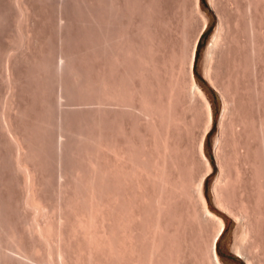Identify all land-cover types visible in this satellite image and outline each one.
I'll return each mask as SVG.
<instances>
[{
	"label": "rangeland",
	"instance_id": "374dc122",
	"mask_svg": "<svg viewBox=\"0 0 264 264\" xmlns=\"http://www.w3.org/2000/svg\"><path fill=\"white\" fill-rule=\"evenodd\" d=\"M102 1L103 0H0V264H149L150 252L153 249H156V254L158 252V258L154 253V255L150 257V259H152L153 256H155L153 261H150V264L151 262L157 264V262L161 260L160 257L166 254L168 256L165 258L167 259V257L170 256L167 260H172L169 261L171 262L170 264H172V262L174 264L213 263L210 259V261H208V255H206L205 252V240H210V237L214 235V231H216L218 225L215 223L214 219V221H211V218L209 219L204 213L203 204L196 190L198 188L199 179L191 178L192 175V177H194V175L197 177L201 174L203 169L202 162L198 164L197 162H200V160L198 158L196 160L197 156H191V150L189 151L190 154L186 153L187 151L185 150L186 144L188 147V143L191 142L192 144V141L194 143V140H197L199 137L196 135H199L197 134L198 132L200 133V123L195 127L196 132L192 131L194 134L193 136L197 138H193L191 136L192 132H189V135L191 134L190 137H192L190 138L187 134L188 131H185L186 129L184 128L182 129L183 132H186L184 133L185 136L184 134L181 135L182 133L177 136V131H182L181 128V130H177L176 133H174V130L172 131L174 133L173 139L175 138L176 140H172L170 134V139L175 141V144L178 139L181 142L184 140L180 145L179 142H177L178 145H176V147H178L179 153L181 154L182 152L183 157H185L183 161L186 160L187 162H183L181 158H179V156L181 157L182 155H179L178 152H176V155H179L178 158L180 160L177 158L175 159L178 160L177 162L180 163L181 166H184V164H187L185 165L187 167L192 166L189 170L185 167L186 170L182 169L183 167L179 168L184 172L183 175L187 170V172H189L188 174L191 172V176L188 175L190 179L189 177L188 179L185 177L187 174L183 176L184 179H187L189 185L192 184L194 179L193 185H191L193 188L189 186V192H192L191 196L190 193H188L189 195L187 194V197L184 196L185 198H183L182 202V196H177V198L174 196V199L171 197V193L168 196H170V199H174V202L173 200L166 199V203L163 204L165 207L168 201H172L175 205L178 204V206H174L172 202H169L170 205H167L165 210L162 208L163 206L161 204V213L164 211L168 212L167 215L164 212V215L167 216H164V219L167 220L165 223L167 227L162 226L165 227V231L171 230V233L166 231V233L169 232L168 235H170V237L167 234L165 235L164 228L162 229V226H160L165 220L161 219L163 214L158 212V208L155 206L156 202H153L155 199L153 197H156L154 194H156L158 190L155 189L157 186L153 188L154 186L152 184L154 183L149 181V184L147 182L148 179L144 178V176L143 178L145 180L142 179V176H138L143 180L140 183H147H144L145 185L143 184L144 186L142 189L138 187V184L136 186V181H139V179L135 177L138 179L135 180L134 175L132 176L133 178L131 177L132 180L129 179L131 184H126L124 188L121 186L126 182L124 184L122 183L123 185L118 184V186V181H115L120 177V175L116 177L114 172L116 167H118L117 165L121 162L119 161L118 163V159L116 158V150H119L120 148L118 147L122 146L118 141L120 140V142L126 143L127 140L130 139L133 141H130L132 142L131 145H139V141H146L147 143L150 141L148 138V136L150 137V129L147 128L148 125H146L147 123H145L144 120L134 115L135 113L131 115V112L129 113L120 108V106H118L119 104L116 105L113 103L115 101L109 99L111 95L108 94L107 96V93L105 94L106 91H103L104 87L100 85L107 79L104 77L102 81L103 76L101 77V75L104 74H106L104 76H107L109 81L111 80V83L113 82V86L119 84V80L122 79L123 81V75H125L123 72V65H128V63H125L128 62L126 57H121L122 51L118 52L117 50L116 52V48H114V50L112 48V51H114V53H121V58L119 56L118 58H123L122 60L126 59V61L123 62L125 64L122 63L123 65H120L119 63L122 62V60L117 59L115 56L118 54L115 55L113 52L110 53L115 56L109 55L105 57L106 61L108 59L107 65L105 64L106 61L103 63L105 58L100 56L101 52L98 43H100V38L102 39V34H100L102 33L101 25L104 23L102 21L106 20V18L109 21L112 19L110 21V24L113 25L110 26L112 33L115 34L118 32V34H121V32L124 31L123 33L125 34L126 32V36L128 35L127 33H129L131 36L130 39L135 41V46L138 45L136 46L138 49L140 46L144 51H147V53L151 51L149 53L153 57L151 61L155 60L154 62L157 64L159 63L161 67L158 66V68L162 69L164 75L165 71L167 74L170 72V70H168V66L170 65L168 62L171 60L170 56L173 54V49L177 53L174 52L176 58H172L175 62L178 60L177 55L180 53H178L181 49L180 46H185L190 51L193 49V44H195L194 42L196 41L197 45L193 72L196 81L202 88L205 96L211 102L214 113V123L205 139V151L211 161L212 171L204 180L203 193L206 197L208 208L225 220L224 229L217 239L216 250L224 264H264V156L259 139L261 134H258L260 132V124H264V0H153V2L152 0H115L114 3H116V1L119 3V8L117 6L119 14L116 16L113 15L114 17L110 15L111 13H116L114 9H110L114 12L110 13V11H108V9L111 8L109 7V2L112 0H107L106 3ZM117 3L116 5H118ZM106 5L108 7H106ZM117 17H119V19ZM220 23L223 28L221 30ZM205 24L206 26H204ZM145 27L147 28L145 29ZM219 30L221 31V37L219 38L218 45L214 48L212 44L213 41H215V34H217ZM197 36L198 39L196 40ZM114 38L117 40L116 36ZM115 39L112 41L116 44L118 40L115 42ZM187 39L191 43L187 41ZM113 42L111 44H113ZM119 42L118 44L122 43V41ZM178 47L180 48L179 50ZM142 48L140 49L142 50ZM117 49H120V47ZM139 51L135 52L140 54ZM189 51L186 50V53H188L187 56L189 55ZM145 55L146 54L143 55V58ZM112 56L117 59L114 58L116 62L120 61L118 64L121 67L116 65L117 63H114L115 60H113ZM138 56L142 57L140 55ZM165 58L167 65L169 64L168 66L165 65ZM137 59L135 60L134 58L133 60V63L136 65L141 62ZM145 59L149 61L150 56L146 55ZM172 60L171 62H173ZM151 61L148 63L154 65V62ZM162 62L165 64L161 65ZM102 64H105L104 69H102ZM173 64L175 65V63ZM186 64L187 60L185 61V68L187 67ZM115 65L119 68L116 69L117 67ZM139 65L140 67H144L143 64ZM150 66H146L145 70L140 68L141 74L145 71L142 75L139 72L137 73L139 68L136 69V74H140L141 77L140 75L139 77L141 79L142 76H144V79H142L143 81L146 79V70ZM163 66L167 68L165 69ZM127 67L125 71H127ZM158 68L155 67L156 71H158ZM152 69L149 68L148 73H154L155 70L153 71ZM163 69L165 71H163ZM104 70L105 73L102 74ZM122 72L124 73L123 75L121 74ZM162 72L158 71L159 74ZM184 72H182L183 79L180 77L181 81H189L187 80L189 79L187 71L185 70ZM151 73L147 75L150 77L146 80H150L149 82L152 83L155 82L156 86L148 81H144L146 87L142 92L145 93L146 91L145 94L153 96L155 93L157 94L158 91L160 93L161 90L164 89H166L164 92L167 91V83L164 81L165 84L162 80L161 82L163 83H161V86H158V83H156L157 79L152 77ZM72 74L75 75V78ZM136 74L134 72L135 78L137 77ZM161 77L163 78V75ZM166 77H168V75L163 79H167L166 81H168ZM98 78H101V80ZM132 78L133 77H131V79ZM135 78L134 81L137 82L138 79ZM125 80L129 82L130 78L128 80L125 77L124 82ZM160 80H158V82ZM77 81L79 82L78 84ZM99 81H101L100 84ZM138 81H140V79ZM105 82L110 85L106 80ZM130 82L132 83L133 81L130 80ZM146 82L152 86H149ZM140 83L143 82L140 81ZM140 83L139 88H141ZM108 84L107 88L110 86L112 87V85L108 86ZM137 84L138 82L134 85L136 86ZM162 84H165L166 88ZM82 85L84 87H82ZM126 85H124V87L120 86V88L124 89ZM151 87L154 89L152 88L153 90H151ZM107 88L104 89L110 93L108 90L111 88ZM129 88H131L129 85L126 86L127 90ZM136 88H138V85ZM113 89L117 90L119 88ZM113 89L111 90L113 91ZM95 91L96 93H94ZM102 92L108 97V101L107 97L104 96L106 99L103 97ZM164 92L162 94H165ZM147 95H145L146 98ZM100 96L103 100H106L103 101V105L98 104L96 101V98ZM157 96L162 97V95L158 94ZM155 98L156 96H154V100ZM111 100H113V102ZM179 100L181 101L183 99ZM152 101L153 99L151 102ZM183 104L180 102V104L178 103V105H176L183 107ZM108 108L111 110H108ZM174 109H177V107ZM180 109L182 108L179 107V110L177 109L175 111H179L180 114L181 111L183 112V110ZM183 109L185 110V107H183ZM224 110H226V112L223 126L227 129L224 131V133L226 132L223 138L225 140L224 142L222 141L224 149L222 147L223 150L221 152L223 153L221 154V152H219L218 154L215 151V143L221 130V116ZM187 112L189 114H187ZM184 113L186 115L185 117L190 119L191 111L186 110L183 114ZM231 120L234 121L233 124L236 121H240V124L242 123L241 126L239 123H235L239 125V128L243 126L242 129L244 130L242 131L240 128L241 132L240 130L238 131L239 135H235L238 134L236 132L237 130L235 131L234 129L235 126H232L234 127V133L230 132V128L232 129ZM228 124H230V126ZM119 127H122L123 130ZM65 131H68V133ZM81 131L82 133L85 131L83 134L87 136H93V138L88 137V139L96 140V138H99L101 141L97 140L96 143L98 144V141H100L99 145H103L101 149H99V145H97L98 147L96 146L94 141L92 142L90 140V143L85 141L87 137L83 140L85 142L79 141L76 137H78L77 135ZM75 133H77V135ZM117 136L120 137L118 138ZM175 136H177V138ZM63 142H65V144ZM196 142L197 141H195V143ZM85 143H87V145H85ZM146 143L144 142V144ZM114 144L116 145V150L113 147ZM126 145H128V142L125 146ZM131 145L130 148L132 147ZM240 146L243 148L241 149ZM123 148L126 149V147ZM128 148L129 147H127V149ZM237 149L238 151L240 150L238 154L235 152ZM112 150L115 151L116 157ZM60 153L62 155H60ZM220 156L221 158L219 159ZM191 161H193V165L195 164L194 166L190 164ZM121 163L119 167H122L124 164ZM121 167L119 168L120 170L123 168ZM221 168H224L223 172L224 174L226 172L225 176H228L227 180L230 182L226 181V184L224 181L221 182L224 184V186L221 185V194L224 195H218L220 196L218 199L214 191V183L220 175ZM169 169L171 168L169 167ZM121 171H123V169ZM169 172L174 173L175 170L172 168ZM127 177L128 176H126L125 179L126 181H128ZM133 181H135L134 184L136 187L134 185L132 186ZM116 186L119 188L121 187L120 189H122V192ZM116 189L123 193L120 194V196H123L125 201L127 200L125 203V205L127 204L126 207H128V201L131 200L130 202L132 204H129L131 205L129 207L133 212L131 209L128 210L132 212V215L130 214L131 212H126L124 216L126 215L125 218H128L127 215L133 217L134 213L135 216L131 218L134 222L130 220V217L128 218V221H131L130 223L124 221L127 218L121 221V219L124 218V216L121 217V212L127 210V208L124 207L125 209H123V207H121L122 210H120L121 212L119 211L120 206L118 207L119 204H117L116 199L119 192ZM143 195H145V199ZM164 195L166 196L165 193ZM188 196L194 198L190 199ZM141 197H143V199ZM163 198L164 196L161 199V201L163 200L162 203L165 201ZM166 198L168 197L166 196ZM132 199H134V201ZM146 199L147 202H145ZM124 200L123 203L125 202ZM192 200L194 202H192ZM221 200L224 201L222 202ZM154 201H157V199ZM195 201L199 205L196 204V206H194ZM118 203L120 202L118 201ZM191 204L193 207H196V209H194L198 213L196 214L195 211H192L194 218H190L192 215H190L189 218L186 216V218L185 215L188 214V209H192ZM111 206L113 208H111ZM135 207L138 209L137 211ZM168 207H170L169 211L167 210ZM154 208H157V213ZM242 208L243 210L247 209V214L249 215H245L246 213L241 210ZM182 209L183 214L181 213L180 215L182 218H179L178 214ZM153 210L154 212H152ZM124 211L123 213H125ZM186 211L187 214L184 213ZM242 211L244 213H242ZM117 212L120 216H118ZM145 212L146 215L144 218L147 219H144V222L142 220L139 222V218H135V213L144 216L142 214H145ZM194 212L196 216L198 215L197 217L194 215ZM154 213L157 215L158 213L160 214L157 218H160L159 221H161V223L154 217ZM189 213H191V211H189ZM173 215H176V217ZM184 217L185 221L182 220ZM134 218L138 221H135ZM177 219L179 221H177ZM155 220L158 221V223H156L160 227L159 230L164 234V236L163 234H159L160 236L162 235L161 238L157 234L160 232L158 230L159 227H156V229L154 227ZM141 222L144 225H142ZM176 223H179L177 224L178 226ZM180 224L182 225L180 226ZM244 227L247 228L245 229ZM151 228L159 232L156 231L155 234V231L153 232ZM153 233L155 234V238H153L155 240L154 244L160 241V244L162 243L163 246L160 244L158 246H156L157 244L153 245ZM209 234L212 235L209 236ZM206 236H209V239L206 238ZM190 237L192 238L190 239ZM197 240H199V242ZM167 243H171L170 246ZM174 243L175 245H173ZM207 243L210 242L207 241ZM151 245H153L152 248ZM195 247L197 249H195ZM159 248H165L166 254H162L163 250L159 257ZM116 253L119 254L117 255ZM183 254L185 255L183 256ZM138 256H140V258ZM157 259L159 260L157 261ZM167 260L163 259L160 262L163 264V261L166 262ZM176 260L178 263H176Z\"/></svg>",
	"mask_w": 264,
	"mask_h": 264
},
{
	"label": "bare ground",
	"instance_id": "6f19581e",
	"mask_svg": "<svg viewBox=\"0 0 264 264\" xmlns=\"http://www.w3.org/2000/svg\"><path fill=\"white\" fill-rule=\"evenodd\" d=\"M99 1H101V0H99ZM105 1V3H106V1L107 0H103L102 2H104ZM115 2V0H112V1H110L109 3H110V6L109 7H111V8H109L108 9V11H110V13L111 12H116L115 14H110V15H112V17H114V16H116L117 14H119L118 12V8H119V3H117V1H116V3L118 4V5H116V3H114ZM151 2V1H150ZM152 2H153V0H152ZM104 3V4H105ZM122 3V2H121ZM139 3V2H138ZM141 3V2H140ZM142 4V3H141ZM146 4V3H145ZM148 4H150V3H148ZM154 4V3H153ZM125 5V4H124ZM140 5V4H139ZM117 6H118V8H117ZM126 6V5H125ZM153 6V5H152ZM104 7V6H103ZM106 7H108L107 5H106ZM122 7V6H121ZM139 7H141V6H139ZM154 7V6H153ZM136 8V7H135ZM146 8V7H145ZM110 9H114V11H112V10H110ZM144 9V8H143ZM151 9V8H150ZM124 10V9H123ZM128 11V10H127ZM133 11V10H132ZM154 11V10H153ZM105 12H106V10H105ZM121 12V11H120ZM126 12V11H125ZM139 12V11H138ZM103 13V12H102ZM129 13V12H128ZM133 13V12H132ZM135 14V13H134ZM114 15V16H113ZM126 15V14H125ZM156 15V14H155ZM104 16V15H103ZM146 16H147V14H146ZM105 17V16H104ZM110 17V16H109ZM120 17V16H119ZM119 17H117L118 19H119ZM139 17V16H138ZM122 18V17H121ZM158 18V17H157ZM156 18V19H157ZM109 19V18H108ZM126 19V18H125ZM143 19V18H142ZM101 20V19H100ZM112 20V19H111ZM110 20V21H111ZM114 20H115V18H114ZM124 20V19H123ZM128 20V19H127ZM133 20H134V18H133ZM154 20V19H153ZM160 20H161V18H160ZM221 20H222V18H221ZM110 21L109 20H107V18H106V20H104V21H102V22H104L102 25H101V29H102V33H100V34H102L101 36H102V39L100 38V43H98L99 44V46H100V52H101V55L100 56H102L103 58H105L106 56L108 57L109 55L111 56V55H113V54H111L110 52H113L114 53V51H112V48H113V50H114V48H116V52H117V50H118V52H121L122 53V56L119 54V53H114L115 55L116 54H118L117 56H115V55H113V56H115V57H117V59H120L121 57H126V59H127V61L128 62H125L126 61V59L125 60H122V59H120V60H122V62H120V61H117L116 62V60L113 58V56H112V58H113V60H115L114 61V63H117L116 65H123V64H125V63H128V65L127 64H125V65H123L124 66V73H125V75H123L124 73L122 72L121 74L124 76V78L126 77V79H128L129 80V78H130V80L131 81H133L132 83L130 82V80H129V82L128 81H126L125 80V82H126V84H125V82H124V78H123V76L121 75V77L123 78V81H122V79L121 80H119V84H116L115 82V84H116V86L117 85H119V86H117L119 89H113V88H117L116 86H113L114 84H112L110 81H109V79H108V77L107 76H104V75H106V74H104L105 73V70H104V72L102 73V74H104V75H101V77H102V81L104 80L103 78L105 77V78H107V79H105L107 82H109L110 83V85H112V87L108 84V83H106L105 82V80L102 82V84H100L101 83V81H99V84L100 85H102V87H104L105 89L107 88V84H108V86H110V87H108L107 89H109V88H111V89H113V91L111 90V89H109L108 91H110V93L109 92H107V90H105L104 88H103V91H106L105 92V94L108 96V94L109 95H111L112 96V98H111V96H109V99H113L115 102H113V100H111L113 103H115L116 105H118V106H120V108H122V109H124V110H126V111H128L129 113L131 112V115L132 114H134V115H137V117H140V119H142V120H144V122L145 123H147L146 125H148L147 126V128L148 129H150L149 131H150V137L148 136V138H149V140H147V141H149V142H147V143H149V144H147L146 143V141H144L146 144H144V142H142V141H139L140 143H138L139 145H135V144H133V145H131L132 144V140H127V142H128V145H129V143H130V145L132 146L131 148H130V145L128 146V145H126L125 146V144L127 143H123V142H120V140L118 141L119 142V144H121L123 147H126V149H127V147H129L127 150L125 149V148H123L122 146H120V147H118V148H120L119 150L117 149L116 150V145L114 144V148H115V150L117 151L116 152V154H117V157H116V154H115V151L114 150H112V152H113V154H115V157L118 159L117 161H118V163H119V161H121V162H123V163H121V164H123V171H121L119 168V164L117 165L118 167H116V169H117V171H116V169H115V176L116 177H118V175H120V177H118L115 181H118L117 182V185L119 184V185H123L125 182V184L123 185V186H121V187H123L124 188V186L126 187V184H131V182H130V180L129 179H131V177L134 175V179L135 180H138L139 179V181H136V186H137V184H138V187H140V189H142L143 188V186L145 185V184H147L146 182H144V183H140V182H142L143 180H145L144 178H146V179H148V183H149V181L151 182V183H154V184H152L154 187L153 188H155L156 186V194H154V196H156V197H158V198H156V197H153V198H155L154 200H156L157 199V201H154L153 200V202H156L155 203V206H157V208H158V212L159 213H161V211H160V209H161V204H162V206H163V204H165L166 203V201L168 200V199H170L169 197L170 196H168V195H170L171 193V197L172 198H174L175 199V197L174 196H176V198H177V196H182V202H183V198H185V197H187L186 195L188 194V193H190L189 191V186L191 187V188H193L191 185H193V182H194V179H193V182H192V184H190L189 185V182L187 181V179H188V177H189V179H190V174H191V172H190V174H188L189 172H187L189 169H190V167H192V166H190V165H188V166H190V167H187V166H185V165H187V164H184V166H181L180 165V163H178L177 161L178 160H180L179 158H181V160L183 161V159H185V157H183V154H182V152H181V149H180V152H181V154L179 153V150L177 149L178 147H176V145H178V143L177 142H179V145L184 141H180L179 139V141L177 140L176 141V144H175V141H172V140H174L173 139V134L174 133H176V131L177 130H179L180 128L182 129V128H184V129H186L185 131H188L187 132V134L189 135V132H192V131H195L196 132V126H198L199 125V123H200V127L199 128H201L200 129V133L198 132L197 134H199V135H196V136H199L198 138L197 137H195V136H193L194 134H193V132H192V137L193 138H197V140H194V143H193V141H192V144H191V142L190 143H188V147H187V144L185 145V150L187 151L186 153H189V151H190V153H192L191 154V156H197L196 157V160H197V158L200 160V162L198 161L197 163L199 164V163H201L202 164V171H201V174H200V172H199V174L200 175H198L197 177L194 175V177H192L191 176V178H196V179H199V182H198V188L196 189L197 191H198V193H199V197H200V199H201V202H202V204H203V208H204V213L207 215V217H209V219L211 218V221H214L215 220V223H217V229H216V231H214L215 233H214V235H212V234H209V236H211L210 237V240H205L206 241V244H205V247H206V255H208V261H210V260H212L211 262H213V263H210V264H224L222 261H221V259H220V257H219V255H218V253H217V250H216V245H217V239H218V237H219V235H220V233H221V231L224 229V226H225V223H224V219L221 217V216H219V215H217L216 213H214L213 211H211L209 208H208V206H207V200H206V197H205V195H204V193H203V183H204V180H205V178H206V176L212 171V164H211V161H210V159H209V157H208V155L206 154V151H205V139H206V135L208 134V132H209V130L211 129V127H212V124L214 123L213 122V107H212V105H211V102L209 101V99L205 96V93L202 91V88L200 87V85L198 84V82L196 81V78H195V76H194V72H193V67H194V57H195V50H196V45H197V43H196V41L194 42L195 44H193V49H191L190 51L188 50V48L187 47H181L180 46V48L178 47V50L180 49V51H178V53H179V55H177L178 56V60L177 59H175V60H177V61H175L174 62V59L172 60V58H176V56H174V49H173V54H171V56H170V59L173 61V62H171V60L168 62L169 64V66L167 65V62H166V58H165V63H163L162 62V64L161 65H163V64H165L166 66H168V70H170V72H169V74H167L166 73V71L163 69V71H165V75H164V73L162 72V69H160V68H158V66L159 67H161L160 65H159V63L157 64L156 62H154V61H151L152 59H153V57L151 56V54H149V53H147V51H144V49L142 48V47H140L139 46V49H138V47H136V46H138V45H136L135 46V44L136 43H134L135 41L133 40V39H130L131 38V36L129 35V33H127L128 35H129V37H128V35L126 36V32H125V34L123 33L124 31H122L121 32V34H118V32H116L115 34L114 33H112V31H111V25L112 24H110ZM122 21V20H121ZM143 21V20H142ZM117 22V21H116ZM133 22V21H132ZM141 22V21H140ZM154 22V21H153ZM100 23H101V21H100ZM114 23V22H113ZM125 23V22H124ZM142 23V22H141ZM95 24H96V21H95ZM129 24V23H128ZM127 24V25H128ZM135 24V23H134ZM137 24H139V23H137ZM154 24V23H153ZM184 24V23H183ZM125 25V24H124ZM133 25V24H132ZM179 25V24H178ZM222 24L220 23V26H221ZM113 26V25H112ZM118 26V25H117ZM138 26V25H137ZM141 26V25H140ZM146 26V25H145ZM204 26H206V24L204 25ZM116 27V26H115ZM129 27V26H128ZM133 27V26H132ZM150 27V26H149ZM158 27V26H157ZM185 27V26H184ZM224 27V26H223ZM119 28V27H118ZM147 27H145V29H146ZM117 29V28H116ZM134 29V28H133ZM144 29V28H143ZM221 29H223L222 28V26L220 27V30ZM121 30H124V29H121ZM139 30V29H138ZM151 30V29H150ZM149 30V31H150ZM175 30V29H174ZM183 30V29H182ZM219 30V32H217V34H215L216 35V37H215V41H213V44H212V47L214 46V48H215V46L216 45H218V41H219V38L221 37V31ZM202 31V30H201ZM200 31V32H201ZM131 32V31H130ZM133 32V31H132ZM137 32H139V31H137ZM181 32V31H180ZM222 32H223V30H222ZM150 33V32H149ZM174 33V32H173ZM114 34V35H113ZM140 34V33H139ZM144 34V33H143ZM153 34H154V32H153ZM118 35V36H117ZM125 35V36H124ZM180 35V34H179ZM183 35V34H182ZM199 35H200V33H199ZM117 37V40H118V42H119V40H120V42L122 41V43L121 44H118V42H116L117 40L114 38V37ZM143 36V35H142ZM141 36V37H142ZM184 36V35H183ZM181 37V36H180ZM153 38V37H152ZM186 38V37H185ZM115 39V42H116V44L112 41V40H114ZM136 39V38H135ZM149 39V38H148ZM156 39V38H155ZM154 39V40H155ZM198 39V36H197V38H196V40ZM133 40V41H132ZM146 40H147V38H146ZM184 40H186V39H184ZM113 42V44H111L112 42ZM142 41V40H141ZM151 41V40H150ZM176 41H177V39H176ZM187 41H189L188 39H187ZM119 42V43H120ZM137 42V41H136ZM190 42V41H189ZM198 42V41H197ZM132 43H134V44H132ZM150 43V42H149ZM153 43V42H152ZM151 43V44H152ZM158 43V42H157ZM174 43V42H173ZM186 43V42H185ZM185 43H184V45H185ZM191 43V42H190ZM115 44V45H114ZM143 44V43H142ZM145 44V43H144ZM148 44V43H147ZM178 44V43H177ZM187 44V43H186ZM93 45V44H92ZM119 45V46H118ZM122 45V46H121ZM181 45H183V44H181ZM98 46V45H97ZM115 46V47H114ZM187 46V45H186ZM192 46V45H191ZM120 47V49H117V48H119ZM135 47H136V49H135ZM148 47V46H147ZM172 47V46H171ZM211 47V48H212ZM90 48V47H89ZM96 48V47H95ZM94 48V49H95ZM140 48H142V50L140 49ZM145 48V47H144ZM149 48H150V46H149ZM154 48V47H153ZM155 48H157V47H155ZM176 48V47H175ZM185 48H187V49H185ZM217 48V47H216ZM138 49V50H137ZM151 49V48H150ZM149 49V50H150ZM140 50V51H139ZM146 50V49H145ZM148 50V51H149ZM177 50V49H176ZM186 50L187 51H189V55L187 56V54L188 53H186ZM214 50V49H213ZM90 51V50H89ZM135 51H139V53L140 54H138L137 52H135ZM167 51H169V50H167ZM215 51V50H214ZM142 52V53H141ZM146 52V53H145ZM159 52V51H158ZM110 53V54H109ZM176 53V52H175ZM62 54H63V52H62ZM90 54V53H89ZM144 54H146L147 56H150V60L149 61H147L146 59H145V57H146V55H145V57L143 58V55ZM162 54V53H161ZM170 54V53H169ZM177 54V53H176ZM88 55V54H87ZM138 55H140V56H142V57H139ZM92 56V55H91ZM95 56V55H94ZM118 56L120 57V58H118ZM173 56V57H172ZM62 57V56H61ZM64 57V56H63ZM66 57V56H65ZM138 59H137V58ZM152 57V58H151ZM102 58V59H103ZM134 58H135V60L137 59V60H140L139 62L140 63H137V65L135 64V63H133V60H134ZM187 58V59H186ZM102 59H100V60H102ZM155 59V58H154ZM187 60V64H186V68H185V61ZM99 60V59H98ZM104 61H106V58H105V60H103V63H105ZM112 61V60H111ZM110 61V62H111ZM150 61L151 62H154L153 64L155 65H152V64H149L150 63ZM163 61V60H162ZM168 61V60H167ZM100 62H102V61H100ZM107 62H108V59H107V61H106V65H107ZM118 62H120L119 64H118ZM123 62H125V63H123ZM149 62V63H148ZM123 63V64H122ZM173 63H175V65L173 64ZM105 64L103 65V68L102 69H104V66H105ZM111 64V63H110ZM134 64V65H133ZM139 64H143L144 65V67H140V65ZM58 65V64H57ZM115 65V66H116ZM119 65V66H120ZM128 67H127V66ZM150 66V67H148V69L146 70V73H147V75H149V73H151V72H149L148 73V71H149V68L150 69H152V68H154V69H152L153 71L155 70L156 71V69H155V67L156 68H158L157 70L159 71V72H162V73H158V71H154V73H151L152 74V77H154L155 79H157V81H156V83H158V86H161V83H163L164 81L167 83V91H165L164 92V90H166V89H164V90H161V93L158 91L157 92V94L158 95H162V97L164 98H162L161 96L159 97V96H157V94L155 93L153 96H151V95H147V94H145L146 93V91H145V93H143L142 91H144V88L146 87L145 86V83H144V81H148V80H146L147 78H149L150 76H147L146 74H145V77H146V79L143 81L142 79H144L143 77L144 76H142V79L140 78L141 77V75L142 74H144L145 73V71H144V73H140V71H141V69L140 68H143L142 70H145V67L146 66ZM63 66V65H62ZM108 66H109V64H108ZM152 66H154V67H152ZM60 67V66H59ZM102 67V66H101ZM117 67V68H116ZM116 67H114V68H116V69H118L119 67L118 66H116ZM121 67V66H120ZM128 68V69H126L127 71H125V68ZM134 67H136V68H134ZM152 67V68H151ZM164 68H165V66H163ZM170 67V68H169ZM57 68V67H56ZM55 68V69H56ZM107 68V67H106ZM113 68V69H114ZM137 68H139L138 70H137V73L139 72L140 74H136V69ZM167 68V67H166ZM165 68V69H166ZM60 69V68H59ZM110 69V68H109ZM108 69V70H109ZM121 69V68H120ZM75 70V69H74ZM99 70V69H98ZM97 70V71H98ZM151 70V71H152ZM161 70V71H160ZM187 71V75H188V77H189V79H187V80H189V81H185V80H183V81H181V79H180V77L183 79V77H182V72H184V71ZM114 71V70H113ZM117 71V70H116ZM119 71V70H118ZM59 72V71H58ZM76 72H77V70H76ZM108 72V71H107ZM134 72H135V74L137 75V79L139 80L140 79V81L141 82H143V83H140V81H138L137 80V82H138V88H139V83H140V87L141 88H143V89H141V88H136L137 87V85L135 86L134 84L135 83H137L136 81H134V78H135V75H134ZM143 72V71H142ZM63 73V72H62ZM75 73V72H74ZM73 73V74H74ZM78 73H79V71H78ZM77 73V74H78ZM98 73V72H97ZM101 73V72H100ZM114 73V72H113ZM185 73V72H184ZM72 74V75H73ZM85 74V73H84ZM163 75V78H165V76L166 75H168V77H166V78H168V81H166L165 79H163L161 76ZM72 75H71V77H72ZM79 75V74H78ZM77 75V76H78ZM114 75V74H113ZM139 75H140V77H139ZM161 75V76H160ZM186 75V76H187ZM75 75H73V77H74ZM99 76V75H98ZM118 76V75H117ZM161 78H160V77ZM91 77H93V76H91ZM97 77V76H96ZM113 77V76H112ZM120 77V76H119ZM131 77H133L132 79H131ZM187 77V78H188ZM75 78V77H74ZM80 78H81V76H80ZM87 78V77H86ZM90 78V77H89ZM110 78V77H109ZM135 78V79H136ZM61 79V78H60ZM79 79V78H78ZM98 79H100L101 80V78H98ZM116 79V78H115ZM120 79V78H119ZM161 79V80H160ZM74 80V79H73ZM82 80V79H81ZM96 80V79H95ZM158 80H160L159 82H158ZM163 80V82H161ZM79 81V80H78ZM77 81V84L79 83ZM84 81V80H83ZM114 81V80H113ZM150 81V80H149ZM148 81V82H149ZM152 81V80H151ZM73 82V81H72ZM123 82V83H122ZM154 82V81H153ZM164 82V83H165ZM83 83V82H82ZM81 83V84H82ZM86 83V82H85ZM91 83V82H90ZM131 83V84H130ZM149 83H151L152 85H155L156 86V84H155V82L154 83H152V82H149ZM149 83H147L146 82V84H149ZM165 83V84H166ZM58 84H60V83H58ZM76 84V83H75ZM94 84V83H93ZM92 84V85H93ZM120 84H122V85H120ZM126 85V86H130L131 88H129L128 90L126 89V86H125V88L123 89V88H120V86H122V87H124V85ZM141 84H142V86H141ZM165 84H162V85H164V87H165ZM91 85V84H90ZM152 85H150L149 84V86H152ZM76 87V86H75ZM79 87H80V85H79ZM82 87H84L83 85H82ZM86 87V86H85ZM94 87V86H93ZM101 87V88H102ZM154 87V86H153ZM153 87H151V90H153L154 88ZM61 88V87H60ZM90 88V87H89ZM88 88V89H89ZM98 88V87H97ZM153 88V89H152ZM166 88V87H165ZM64 89V88H63ZM74 89V88H73ZM81 89V88H80ZM79 89V90H80ZM87 89V88H86ZM93 89V88H92ZM147 89V88H146ZM145 89V90H146ZM62 90V89H61ZM102 90V89H101ZM116 90V91H115ZM74 91V90H73ZM86 91V90H85ZM165 93V94H162L163 92ZM82 92V91H81ZM88 92V91H87ZM93 92V91H92ZM69 93V92H68ZM91 93V92H90ZM89 93V94H90ZM94 93H96V91L94 92ZM103 93V94H102ZM101 94L103 95V97L105 96V97H107L105 94H104V92H102ZM160 93V94H159ZM83 94V93H82ZM81 94V95H82ZM93 94V93H92ZM144 94V95H143ZM68 95V94H67ZM79 95V94H78ZM91 95V94H90ZM97 95V94H96ZM145 95H147V98L145 97ZM64 96V95H63ZM71 96H72V94H71ZM85 96V95H84ZM94 96V95H93ZM93 96H91V97H93ZM150 96H151V98H150ZM154 96H156V98H155V100H154ZM59 97V96H58ZM73 97V96H72ZM86 97V96H85ZM96 97V96H95ZM104 97V98H105ZM149 97V98H148ZM57 98V97H56ZM60 98V97H59ZM58 99V98H57ZM56 99V100H57ZM61 99V98H60ZM59 99V100H60ZM63 99V98H62ZM97 100V103L98 104H100V105H103V101L106 99H102L101 98V96L100 97H97L96 98ZM153 99V101L151 102V100ZM179 99H183V100H179ZM106 101V100H105ZM107 101H108V97H107ZM155 101V102H154ZM177 101H179V102H177ZM184 102V104H185V106H184V104H183V102ZM87 102V101H86ZM180 102H181V104H183V107H185V110L183 109V107L182 106H177L178 105V103L180 104ZM108 103V102H107ZM177 104V105H176ZM94 105H95V103H94ZM99 106V105H98ZM113 106V105H112ZM106 107V106H105ZM175 107H177V109L179 110V107L180 108H182V109H180V110H183V112L185 111L186 112V110L187 111H191V115H190V119H188V118H186L185 116V113L183 114V112L181 111L180 112V114H179V111H175V110H177V109H174ZM102 108V107H101ZM59 109V108H58ZM100 109V108H99ZM104 109V108H103ZM110 108H108V110H109ZM96 110V109H95ZM111 110V109H110ZM121 110V109H120ZM117 111V110H116ZM91 112V111H90ZM97 112V111H96ZM102 112V111H101ZM108 112V111H107ZM225 112H226V110H224V113H223V115L221 116L222 118H221V130H220V133H219V136L216 138V145H215V147H216V153H218L219 154V152H221L223 149H224V145L222 144V141L224 142V140L225 139H223L224 137H225V133H224V131H226V127L225 126H223L224 124L223 123H225V122H223V120H224V116H225ZM127 113V112H126ZM228 113V112H227ZM66 114V113H65ZM89 114V113H88ZM103 114V113H102ZM120 114V113H119ZM123 114H124V112H123ZM187 114H189L188 112H187ZM63 115V114H62ZM61 115V116H62ZM99 115V114H98ZM126 115V114H125ZM230 115V114H229ZM96 116V115H95ZM130 116V115H129ZM63 117V116H62ZM118 117V116H117ZM116 117V118H117ZM58 119V118H57ZM62 119V118H61ZM94 119V118H93ZM106 119V118H105ZM95 120V119H94ZM104 120V119H103ZM50 121V120H49ZM88 121V120H87ZM100 121V120H99ZM119 121V120H118ZM133 121V120H132ZM229 121V120H228ZM264 121V120H263ZM92 122V121H91ZM231 122H232V124H233V122L234 121H232L231 120ZM231 122H230V124H231ZM237 122V121H236ZM235 122V123H236ZM243 122V121H242ZM54 123H55V121H54ZM101 123V122H100ZM104 123H105V121H104ZM231 124V127L232 126H235V128L234 127H232V129L230 128V127H228V128H230V132H232V133H234V130H233V128L235 129V131L238 133V134H235V135H239V130H240V132H241V129H242V127H238L239 125L241 126L242 125V123L240 124V121L239 122H237V124L239 123V125H237V124ZM261 123V122H260ZM44 124V123H43ZM50 124V123H49ZM62 124V123H61ZM94 124H95V121H94ZM103 124V123H102ZM111 124V123H110ZM230 124H228L229 126H230ZM48 125V124H47ZM69 125V124H68ZM86 125H87V123H86ZM91 125V124H90ZM106 125V124H105ZM263 123H261L260 124V132L258 133V134H261L260 135V144H261V148L263 149V156H264V127H263ZM79 126V125H78ZM93 126V125H92ZM97 126V125H96ZM48 127V126H47ZM46 127V128H47ZM64 127V126H63ZM66 127V126H65ZM79 127H81V126H79ZM83 127V126H82ZM95 127V126H94ZM131 127V126H130ZM45 128V127H44ZM57 128V127H56ZM60 128V127H59ZM77 128V127H76ZM75 128V129H76ZM87 128V127H86ZM102 128V127H101ZM100 128V129H101ZM118 128V127H117ZM119 128H121V130H123L122 129V127H119ZM61 129V128H60ZM84 129H85V127H84ZM107 129V128H106ZM180 129V130H181ZM225 129V130H224ZM73 130V129H72ZM108 130V129H107ZM175 131L174 133L172 132V131ZM232 130V131H231ZM244 129H242V131H243ZM258 130V131H259ZM79 131V130H78ZM77 131V132H78ZM88 131V130H87ZM93 131H94V129H93ZM96 131V130H95ZM100 131V130H99ZM102 131V130H101ZM183 132V129H182V131H177L178 133H177V136H178V134L180 135V133H182L181 135H183L184 133H186V132ZM199 131V130H198ZM65 132H67L68 133V131H65ZM85 132V131H84ZM83 132V133H84ZM172 132V133H171ZM229 132V131H228ZM235 132V133H236ZM59 133H60V131H59ZM62 133V132H61ZM82 133V131L81 132H79L78 133V135H77V133H75L78 137H76L79 141H83L84 140V138L85 137H87V139H88V137H91L89 134V136H87V135H85V134H83ZM102 133V132H101ZM104 133V132H103ZM124 133V132H123ZM74 134V133H73ZM96 134H98V133H96ZM118 134H119V132H118ZM170 134H171V139H170ZM71 136H73L72 134H70ZM69 135V136H70ZM103 135V134H102ZM114 135V134H113ZM190 135H189V137H190ZM65 136V135H64ZM124 136V135H123ZM177 136H175L176 138H177ZM184 136H185V134H184ZM259 136V135H258ZM74 137V136H73ZM118 137V136H117ZM120 137V136H119ZM118 137V138H119ZM181 137V136H180ZM192 137H190V138H192ZM61 138H63V137H61ZM71 138V137H70ZM91 138H93V136L91 137ZM105 138V137H104ZM235 138V137H234ZM239 138V137H238ZM237 138V139H238ZM258 138V137H257ZM73 139V138H72ZM86 139V138H85ZM85 140V141H94L95 142V144H96V146L97 145H99L100 144V139L98 138H96V140L94 139H88V140ZM110 139V138H109ZM188 139V138H187ZM97 140H100V141H98L99 143L97 144L96 143V141ZM108 140V139H107ZM176 140V139H175ZM182 140V139H181ZM192 140V139H191ZM67 141V140H66ZM78 141V142H79ZM85 141H83V142H85ZM109 141V140H108ZM130 141H132V142H130ZM174 142V143H172V142ZM188 141H189V139H188ZM195 141H197L196 143H195ZM57 142V141H56ZM59 142V141H58ZM114 142V141H113ZM138 142V141H137ZM238 142V141H237ZM236 142V143H237ZM241 142V141H240ZM64 144H65V142H63ZM73 143V142H72ZM90 143V142H89ZM104 143V142H103ZM123 143V144H122ZM185 143H187V142H185ZM184 143V144H185ZM79 144V143H78ZM106 144V143H105ZM174 146H173V145ZM191 144V145H190ZM193 144H196V145H193ZM62 145V144H61ZM68 145V144H67ZM72 145V144H71ZM85 145H87V143H85ZM89 145V144H88ZM92 145H94V144H92ZM189 145H190V147H189ZM193 145V147H194V149H193V147L191 148V146ZM223 145V146H222ZM237 145V144H236ZM239 145H240V143H239ZM239 145H237V146H239ZM66 146V145H65ZM101 146H103V145H99V149H101ZM106 146V145H105ZM109 146V145H108ZM243 146V145H242ZM242 146H240V148L242 149L243 147ZM67 147V146H66ZM85 147V146H84ZM83 147V148H84ZM98 147V146H97ZM96 147V148H97ZM112 147V148H113ZM183 147H184V145H183ZM222 147H223V149H222ZM245 147H247V146H245ZM257 147V146H256ZM107 148V147H106ZM113 148V149H114ZM123 148V149H122ZM65 149V148H64ZM67 149V148H66ZM78 149V148H77ZM93 149V148H92ZM239 149V148H238ZM238 149L235 151L237 154L239 153V151H238ZM245 149V148H244ZM261 149V150H262ZM69 150V149H68ZM79 150H80V148H79ZM86 150V149H85ZM91 150V149H90ZM98 150V149H97ZM106 150V149H105ZM108 150H109V147H108ZM176 150H178V151H176ZM260 150V151H261ZM60 151V150H59ZM58 151V152H59ZM71 151V150H70ZM69 151V152H70ZM244 151V150H243ZM62 152V151H61ZM74 152V151H73ZM92 152V151H91ZM99 152V151H98ZM176 152H178L179 153V155H182L181 157L179 156V155H176L177 153ZM87 153H89V152H87ZM189 153V154H190ZM223 152H221V154H222ZM240 153H243V152H240ZM72 154V153H71ZM76 154V153H75ZM80 154V153H79ZM220 154V155H221ZM256 154H257V152H256ZM262 154V153H261ZM28 155V154H27ZM33 155V154H32ZM37 155V154H36ZM60 155H62L61 153H60ZM59 155V156H60ZM82 155V154H81ZM176 155V156H175ZM75 156V155H74ZM86 156V155H85ZM178 156H179V158H178ZM222 156V155H221ZM221 156L219 157V159L221 158ZM78 157V156H77ZM76 157V158H77ZM92 157V156H91ZM95 157H96V155H95ZM110 157V156H109ZM183 157V158H182ZM40 158V157H39ZM93 158V157H92ZM101 158V157H100ZM104 158V157H103ZM102 158V159H103ZM115 158V159H116ZM175 158H177L178 160H176ZM195 158V157H194ZM244 158V157H243ZM41 159V158H40ZM83 159V158H82ZM81 159V160H82ZM87 159V158H86ZM263 159V158H262ZM35 160V159H34ZM42 160V159H41ZM80 160V159H79ZM91 160V159H90ZM224 160V159H223ZM226 160V159H225ZM100 161V160H99ZM181 161V162H182ZM264 161V160H263ZM81 162V161H80ZM105 162V161H104ZM180 162V161H179ZM183 162H187L186 160H184ZM261 162V161H260ZM93 163V162H92ZM107 163V162H106ZM98 164V163H97ZM116 164V163H115ZM179 164V165H178ZM191 165H193V161H191V163H190ZM197 164V165H198ZM200 164V165H201ZM228 164V163H227ZM263 164H264V162H263ZM85 165V164H84ZM89 165V164H88ZM87 165V166H88ZM93 165H95V164H93ZM100 165H102V164H100ZM109 165V164H108ZM195 165V164H194ZM193 165V166H194ZM221 165V164H220ZM222 165H224V164H222ZM111 166V165H110ZM91 167V166H90ZM99 167V166H98ZM102 167V166H101ZM169 167L172 169H174L175 170V172L174 173H170L169 172V170L171 171V169H169ZM180 167H183L182 169H188L186 172H185V174H187L186 176H185V174L183 175V173L184 172H182V169H179ZM185 167V168H184ZM221 167V166H220ZM224 167V166H223ZM111 168H113V167H111ZM115 168V167H114ZM264 168V167H263ZM108 169V168H107ZM185 169V170H186ZM222 169V170H221ZM220 170H221V172H220V175H219V177H217V179H216V182L214 183V191H215V194H217V196L218 195H222L221 194V185L222 186H224V184H222L221 182L222 181H224V183L226 184V181H229V180H227V177L225 176L226 175V172H225V174H224V172H223V169L224 168H221ZM119 170H120V172H119ZM263 170V169H262ZM92 171V170H91ZM106 171V170H105ZM101 172V171H100ZM239 172V171H238ZM91 173V172H90ZM99 173V172H98ZM103 173V172H102ZM107 173V172H106ZM116 173H117V175H116ZM230 173V172H229ZM79 174V173H78ZM81 174V173H80ZM193 174V173H192ZM239 174V173H238ZM99 175V174H98ZM102 175V174H101ZM188 175H190V176H188ZM93 176V175H92ZM112 176V175H111ZM126 176H128L127 177V179H128V181H126L125 179H126ZM138 176H142V179H140ZM143 176H144V178H143ZM183 176H185L186 178L184 179V177ZM200 176V177H199ZM83 177V176H82ZM135 177H137V178H135ZM81 178V177H80ZM89 178V177H88ZM104 178V177H103ZM121 180H120V179ZM133 178V177H132ZM240 178V177H239ZM84 179V178H83ZM94 179H95V176H94ZM102 179V178H101ZM100 179V180H101ZM133 179V180H134ZM86 180V179H85ZM90 180V179H89ZM93 180V179H92ZM105 180H106V178H105ZM132 180V179H131ZM76 181V180H75ZM81 181V180H80ZM82 181H84V180H82ZM97 181V180H96ZM188 183H187V182ZM190 181V180H189ZM85 182V181H84ZM100 182V181H99ZM103 182V181H102ZM106 182V181H105ZM110 182H111V180H110ZM121 182V183H120ZM128 182H130V183H128ZM137 182H139V183H137ZM196 182V183H197ZM230 182V181H229ZM83 183V182H82ZM123 183V184H122ZM135 181H133V183H132V186L134 185L135 186ZM86 184V183H85ZM142 184V185H141ZM144 184V185H143ZM150 184V183H149ZM195 184V183H194ZM89 185V184H88ZM101 185V184H100ZM115 185V184H114ZM118 185V186H119ZM139 185H141V186H139ZM118 186H116L118 189H120ZM128 186V185H127ZM135 186V187H136ZM226 186V185H225ZM84 187V186H83ZM90 187H91V185H90ZM93 187V186H92ZM96 187H97V185H96ZM114 187V186H113ZM115 187V188H116ZM137 187V188H138ZM80 188V187H79ZM78 188V189H79ZM95 188V187H94ZM130 188V187H129ZM133 188V187H132ZM226 188V187H225ZM100 189V188H99ZM114 189V188H113ZM118 189H116L118 192H119V190ZM127 189V188H126ZM134 189V188H133ZM139 189V190H140ZM96 190V189H95ZM121 190V192H122V189H120ZM138 190V191H139ZM101 191H102V189H101ZM144 191V190H143ZM143 191H142V193H143ZM91 192V191H90ZM97 192V191H96ZM121 192H119V194L117 195V197H116V199H117V204H119L118 205V207L120 208L119 209V211L120 210H122V208L121 207H123V209H125V208H127V210L129 209H131L129 206H131V205H129V204H132L130 201L131 200H129L128 201V207H126L127 206V204L125 205V203L127 202V200L125 201L124 200V198H123V196H120V194H123V193H121ZM132 192V191H131ZM141 192V191H140ZM145 192H146V190H145ZM144 192V193H145ZM151 192V191H150ZM98 193V192H97ZM164 193L166 194V196L168 197V198H166V196L164 195ZM169 193V194H168ZM134 195H136L135 193H133ZM150 194V193H149ZM158 194V195H157ZM174 194V195H173ZM129 195V194H128ZM189 195V194H188ZM192 195V192L190 193V196ZM224 195V194H223ZM222 195V196H223ZM90 196V195H89ZM92 196V195H91ZM98 196V195H97ZM116 196V195H115ZM144 196V199H145V195H143ZM149 196V195H148ZM153 196V195H152ZM164 196V202L162 203V201H161V199H162V197ZM185 196V197H184ZM220 196H218V199L220 198ZM18 197V196H17ZM113 197V196H112ZM134 197V196H133ZM189 197V196H188ZM91 198V197H90ZM123 198V199H122ZM128 198V197H127ZM142 199H143V197H141ZM147 198V197H146ZM190 198V197H189ZM192 198V197H191ZM190 198V199H191ZM194 198V197H193ZM192 198V199H193ZM118 199H122V200H118ZM136 199V198H135ZM167 199V200H166ZM174 199H170V200H173V202H174ZM181 199V198H180ZM222 199V198H221ZM225 199V198H224ZM113 200V199H112ZM123 200L125 201L124 203H123ZM133 201H134V199H132ZM139 200V199H138ZM15 201V200H14ZM91 201H92V199H91ZM114 201V200H113ZM118 201L120 202V203H118ZM136 201V200H135ZM181 201V200H180ZM222 201V200H221ZM220 201V202H221ZM224 201V200H223ZM222 201V202H223ZM226 201V200H225ZM96 202V201H95ZM95 202H94V204H95ZM99 202V201H98ZM123 203V205H122V203ZM141 202V201H140ZM145 202H147V199H146V201ZM157 202H158V204H157ZM169 202H172V201H168L167 202V204L165 205V207L163 206L162 208H166L167 207V205L169 206L170 205V203ZM172 202V203H173ZM192 202H194L193 200H192ZM192 202H190V203H192ZM198 202V201H197ZM20 203V202H19ZM144 203V202H143ZM150 203V202H149ZM97 204V203H96ZM121 204V205H120ZM133 204H134V202H133ZM181 204V203H180ZM188 204V203H187ZM193 204V203H192ZM192 204H191V207H192V209H196V207H193L192 206ZM196 201H195V203H194V206H196ZM225 204V203H224ZM147 205H148V203H147ZM172 205H174V206H178V204L177 205H175L174 203L172 204ZM185 205V204H184ZM197 205H199V204H197ZM133 206V205H132ZM135 206V205H134ZM187 206V205H186ZM185 206V207H186ZM125 207V208H124ZM139 207H140V205H139ZM142 207V206H141ZM173 207V206H172ZM2 208V207H1ZM111 208H113L112 206H111ZM136 208V207H135ZM150 208V207H149ZM157 208L155 209V212L157 213ZM169 208L170 207H168L167 208V210L169 211ZM198 208V207H197ZM201 208H202V206H201ZM246 208V207H245ZM244 208V209H245ZM141 209V208H140ZM174 209V208H173ZM172 209V210H173ZM190 210V209H188L189 211H191V213H189V211H188V214H187V211L186 212H184L185 214H187V215H185V217L187 216L188 218H189V216L190 215H192V216H190V218H194V216H193V214H192V211H195V209L194 210ZM227 209H229V208H227ZM226 209V210H227ZM118 210V209H117ZM127 210H123L125 213H123V211L121 212V217H123L124 216V214H126V212H129V210L127 211ZM132 210V209H131ZM138 209L136 208V211H137ZM149 210H151V209H149ZM163 210V209H162ZM166 210V209H165ZM198 210V209H197ZM230 210V209H229ZM228 210V211H229ZM241 210H243V208L241 209ZM115 211V210H114ZM141 211V210H140ZM164 211V210H163ZM179 211V210H178ZM200 211V210H199ZM246 214L245 215H249V214H247L248 213V211H247V209H245V210H243ZM242 211V213H244ZM95 212V211H94ZM131 212V211H130ZM129 212V213H130ZM132 212H133V210H132ZM132 212L130 213L131 215H132ZM135 212V211H134ZM152 212H154V210L152 211ZM165 213H166V215L168 214V212L167 211H164ZM164 212H162L161 214H163V216H161V219L163 220L164 219V216H166V215H164ZM183 212V209H182V211H179V218H182V217H180V215H181V213ZM196 212V214L198 213L197 211H195ZM195 212H194V215H195ZM230 212V211H229ZM118 213V212H117ZM122 213H123V215H122ZM129 213H127V214H129ZM142 213V212H141ZM140 213V214H141ZM143 213H144V211H143ZM156 213H154V217H159L160 216V214L158 213V215L156 214ZM174 213V212H173ZM231 213V212H230ZM136 214V217L135 218H139L138 220H139V222H140V220H142L143 222L145 221L144 219H147V218H144L145 217V215H146V212H145V214H142V215H144V216H140L139 215V213H135ZM175 214V213H174ZM176 214V215H177ZM183 214V213H182ZM138 215H139V217H138ZM152 215V214H151ZM157 215V216H156ZM176 215H173V216H175L176 217ZM118 216H120V214L118 213ZM126 216V215H125ZM125 216H124V218H122L121 219V221L122 220H124V219H126L125 218ZM128 216V218L130 217V220L132 221V222H134L133 221V219H131V218H133L135 215H134V213H133V217H131V216H129V215H127ZM172 216V215H171ZM183 216V215H182ZM196 216V215H195ZM198 216V215H197ZM196 216V217H197ZM202 216V215H201ZM237 216V215H236ZM94 217H95V215H94ZM140 217H141V219H140ZM167 217V216H166ZM178 217V216H177ZM185 217H184V219H182L183 221H185ZM186 217V218H187ZM248 217V216H247ZM126 219V220H124V221H128L129 219ZM135 218H134V220H135ZM155 218V219H156ZM178 218V219H179ZM199 218V217H198ZM198 218H197V220H198ZM150 219V218H149ZM160 219V218H159ZM159 219L157 218V220L159 221ZM177 219V221H179ZM208 219V218H207ZM214 219V220H213ZM117 220H119V219H117ZM137 220V219H136ZM135 220V221H136ZM137 220V221H138ZM165 220V222L164 221H162V222H164V223H162L160 226H165V227H167V225L165 224L166 223V219H164ZM131 221H128L129 223L131 222ZM158 221H156L155 220V225H154V227H155V229H156V227H159L158 225H157V223H158ZM127 222V223H128ZM150 222V221H149ZM157 222V223H156ZM160 223H161V221H159ZM199 222V221H198ZM125 223V222H124ZM123 223V224H124ZM135 223H137V222H135ZM142 223V222H141ZM171 223V222H170ZM214 223V224H215ZM119 224V223H118ZM152 224V223H151ZM177 224H179V223H176V225ZM102 225H103V223H102ZM126 225V224H125ZM135 225H137V224H135ZM141 225V224H140ZM142 225H144L143 223H142ZM157 225V226H156ZM182 224H180V226H181ZM118 226V225H117ZM120 226H122V225H120ZM130 226V225H129ZM133 226V225H132ZM162 226V229L164 230V233H165V235L167 234H169V232L171 231H169V230H166V231H169L168 233H166V231H165V227H163ZM178 226V225H177ZM134 227V226H133ZM142 227V226H141ZM140 227V228H141ZM126 228H128V227H126ZM139 228V227H138ZM245 228V227H244ZM247 228V227H246ZM245 228V229H246ZM132 229V228H131ZM152 229V228H151ZM160 229V227L158 228V230ZM166 229H168V228H166ZM182 229V228H181ZM127 230V229H126ZM153 230V232L156 234V231H158V230H154V229H152ZM151 230V231H152ZM162 230V231H163ZM130 231H132V230H130ZM140 231V230H139ZM160 231V232H159ZM158 232L159 233H157L158 235L159 234H163V232L161 233V230H159ZM248 231V230H247ZM123 232V231H122ZM126 232V231H125ZM145 232V231H144ZM245 232V231H244ZM124 233V232H123ZM139 233V232H138ZM153 233V237H152V239L153 238H155V234ZM171 233V232H170ZM181 233V232H180ZM248 233V232H247ZM246 233V234H247ZM199 234V233H198ZM197 234V235H198ZM245 234V233H244ZM243 234V235H244ZM114 235V234H113ZM122 235H124V234H122ZM138 235V234H137ZM141 235H143V234H141ZM157 235V236H158ZM189 235V234H188ZM194 235H196V234H194ZM193 235V236H194ZM202 235V234H201ZM105 236V235H104ZM147 236V235H146ZM162 236V235H161ZM161 236L159 235V237L161 238ZM163 236H164V234H163ZM169 237H170V235H168ZM191 236V235H190ZM209 236L207 237L206 236V238H208L209 239ZM125 237V236H124ZM137 237V236H136ZM177 237V236H176ZM199 237V236H198ZM212 237H213V239H212ZM142 238V237H141ZM159 238V239H160ZM185 238V237H184ZM192 237H190V239H191ZM124 239V238H123ZM173 239V238H172ZM16 240V239H15ZM144 240V239H143ZM171 240V239H170ZM189 240V239H188ZM146 241V240H145ZM154 239H153V245H156V246H158L159 244H160V241L159 242H156V244H154ZM169 241V240H168ZM173 241V240H172ZM190 241V240H189ZM198 242H199V240H197ZM207 241H209L210 243H207ZM241 241V240H240ZM8 242V241H7ZM12 242V241H11ZM140 242V241H139ZM143 242V241H142ZM179 242V241H178ZM111 243H113V242H111ZM187 243V242H186ZM196 243V242H195ZM116 244V243H115ZM138 244V243H137ZM143 244V243H142ZM168 244V243H167ZM171 244V243H170ZM170 244H168L169 246H170ZM178 244V243H177ZM141 245V244H140ZM146 245V244H145ZM153 245H151V248L153 247ZM160 245H162V243L160 244ZM173 245H175V243L173 244ZM172 245V246H173ZM192 245V244H191ZM201 245V244H200ZM156 246H154V247H156ZM163 246V245H162ZM180 246V245H179ZM189 246V245H188ZM239 246V245H238ZM15 247V246H14ZM136 247V246H135ZM140 247V246H139ZM145 247V246H144ZM193 247V246H192ZM163 248V247H162ZM161 248V249H162ZM166 248V247H165ZM164 248V249H165ZM177 248H178V246H177ZM191 248V247H190ZM204 248V247H203ZM158 249V248H157ZM160 249V248H159ZM160 249V251H159V257L161 256V252L164 250V249H162L161 250ZM195 249H197L196 247H195ZM114 250V249H113ZM146 250V249H145ZM166 250H167V248H166ZM166 250H164L163 252H162V254L163 253H165L166 254ZM172 250V249H171ZM170 250V251H171ZM187 250V249H186ZM202 250V249H201ZM8 251V250H7ZM20 251V250H19ZM191 251V250H190ZM5 252V251H4ZM3 252V253H4ZM168 252V251H167ZM186 252V251H185ZM203 252H204V250H203ZM17 253V252H16ZM143 253V252H142ZM154 253L156 254V249H153V250H151V252H150V254H151V256L152 255H154ZM171 253V252H170ZM200 253V252H199ZM117 255L119 254V253H116ZM115 254V255H116ZM141 254V253H140ZM157 254H158V252H157ZM156 254V257L158 258V255ZM174 254V253H173ZM201 254V253H200ZM14 255H17V254H14ZM21 255V254H20ZM90 255V254H89ZM142 255V254H141ZM185 254H183V256H184ZM189 255V254H188ZM192 255V254H191ZM26 256V255H25ZM143 256V255H142ZM151 256H149V264H150V261H153V258L155 257V256H153V258L152 259H150V257ZM166 256H168L167 254L166 255H164V256H161L160 257V259L161 260H167L169 257H167V259L165 258ZM201 256V255H200ZM203 256H205V255H203ZM139 258H140V256H138ZM191 257V256H190ZM194 257V256H193ZM197 257V256H196ZM206 257V256H205ZM144 258V257H143ZM93 259V258H92ZM118 259V258H117ZM126 259V258H125ZM124 259V260H125ZM138 259V258H137ZM188 259V258H187ZM210 259V260H209ZM122 260V259H121ZM123 260V261H124ZM141 260V259H140ZM159 259H157V261H158ZM160 260V261H161ZM171 260V259H170ZM169 260V261H170ZM174 260H175V258H174ZM201 260V259H200ZM14 261V260H13ZM155 261V260H154ZM160 261H158L157 262V264L158 263H161L162 264V262H160ZM168 260L165 262V261H163V264H170L171 262H169ZM172 261V260H171ZM177 261V260H176ZM202 261V260H201ZM204 261V260H203ZM17 262V261H16ZM29 262V261H28ZM142 262V261H141ZM165 262V263H164ZM175 262V261H174ZM140 263V262H139ZM154 262H151V264H153ZM176 263H178V261L176 262ZM208 263V262H207ZM16 264V263H15ZM20 264V263H19ZM154 264H156V263H154ZM172 264H174L173 262H172ZM192 264H194V263H192ZM198 264V263H197ZM251 264V263H250ZM253 264V263H252Z\"/></svg>",
	"mask_w": 264,
	"mask_h": 264
}]
</instances>
